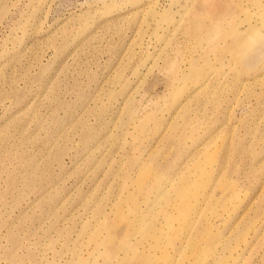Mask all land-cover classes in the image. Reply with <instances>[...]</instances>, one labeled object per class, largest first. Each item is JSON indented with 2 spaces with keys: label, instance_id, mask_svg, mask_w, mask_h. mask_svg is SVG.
Masks as SVG:
<instances>
[{
  "label": "rangeland",
  "instance_id": "rangeland-1",
  "mask_svg": "<svg viewBox=\"0 0 264 264\" xmlns=\"http://www.w3.org/2000/svg\"><path fill=\"white\" fill-rule=\"evenodd\" d=\"M0 264H264V0H0Z\"/></svg>",
  "mask_w": 264,
  "mask_h": 264
}]
</instances>
